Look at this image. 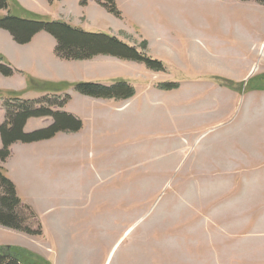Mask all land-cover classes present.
Masks as SVG:
<instances>
[{"label":"rangeland","instance_id":"obj_1","mask_svg":"<svg viewBox=\"0 0 264 264\" xmlns=\"http://www.w3.org/2000/svg\"><path fill=\"white\" fill-rule=\"evenodd\" d=\"M114 3L120 22L126 9L140 18H130L133 32L119 27L125 44L162 71L107 56L49 63L50 35L39 32L25 46L0 29V53L14 66L0 86L16 91L0 94V110L20 100L49 101L50 111L72 112L81 122L76 133L9 147L0 167L13 173L22 207L32 213L23 208L21 216L40 235L0 226V247H11L24 264H264V5ZM157 22L174 33L169 43L152 33ZM114 31L107 21L83 29ZM16 66H27L29 75L16 74ZM60 76L67 85L122 81L134 96L85 97L56 85ZM46 120L33 119L27 133L49 126Z\"/></svg>","mask_w":264,"mask_h":264},{"label":"trees","instance_id":"obj_2","mask_svg":"<svg viewBox=\"0 0 264 264\" xmlns=\"http://www.w3.org/2000/svg\"><path fill=\"white\" fill-rule=\"evenodd\" d=\"M47 1L53 3L58 0ZM239 1H254L264 5V0ZM80 4L83 6L85 1L82 0ZM98 4L111 15L119 18L114 0H98ZM0 11H7L6 16L0 17V29L5 30L16 44H28L36 34L45 32L55 41L54 56L62 61H89L98 56H107L142 63L147 69L156 72L163 69L160 62L139 54L134 48L127 46L115 37L85 33L63 22H42L41 18L36 16H28V19L20 18L9 12L8 0H0ZM13 74L14 71L10 65L0 56V76L11 77ZM63 86L64 88L65 86L72 87L76 93L93 99L128 100L134 96V89L122 81L109 86L90 83L63 84ZM165 88L172 90L177 87L176 84H167ZM65 97L68 98V96ZM62 103L61 105L58 103L57 107L62 108ZM53 105L49 101L47 106H44L41 102L21 100L14 105H4V121L0 124V164L9 157V147L15 143L32 144L47 141L57 133H76L81 129V122L74 116L50 111ZM38 118H48L51 120V124L45 128L25 133L26 122L29 119ZM23 208L15 186L4 175L3 169L0 167V226L27 235H40L39 229L33 231L25 224L20 213ZM24 209L29 212V215L32 214L28 208ZM10 250L11 247H0V264H24L18 253Z\"/></svg>","mask_w":264,"mask_h":264},{"label":"crops","instance_id":"obj_3","mask_svg":"<svg viewBox=\"0 0 264 264\" xmlns=\"http://www.w3.org/2000/svg\"><path fill=\"white\" fill-rule=\"evenodd\" d=\"M80 1L81 0H59L58 2H55L53 5H50L46 2V0H8V9H9V12H11V14L15 13L19 17L28 16V15L41 17L43 15V16H46V18H48L49 20L63 22L65 24H68L71 27L78 28L82 31L86 26L87 27H93V26L97 25L98 23H105L107 21L108 24L110 26H112L115 30L112 33V35L115 36L117 39L123 41L124 43H125V40L123 39V36H120L119 27L124 28L127 31H130V29L132 28L131 32H133L134 25L132 24L130 18L132 20L138 18L140 21V18L137 15H134L133 13L131 14L127 9H126V15H125V13H123L124 10H122L123 11L122 12L123 14L121 17L122 22H120L119 20L115 19L114 16L106 15L104 13V11L102 10V8L99 7L98 5H96L93 2V0H89L87 5L83 6V7L80 6V4H79ZM144 1L145 0H137L138 5H139L138 7L141 6V3L144 6V4H145ZM117 2L120 5V7L123 8V5L121 4L122 0H117ZM53 7H55V8L53 9ZM65 11H67V12H65ZM68 12H76L79 15L87 16V18L85 17V20H87L89 18L90 21H92V19L96 20V21H92L94 23L84 22L82 24V23L71 22L70 20L62 19L60 16L61 13H68ZM38 14H40V15H38ZM150 27L152 29V33L157 38V41L160 43H166V44L169 43L168 38L171 36V33L174 34L172 32V30L167 29V27L165 25H163L159 22L150 24ZM141 30H142L143 34L146 36V34L144 33V30L142 29V26H141ZM124 35H127V34H124ZM36 38H37V36L32 39V43L34 42V40ZM29 44H27V45H29ZM27 45H25V46H27ZM53 52H54V50H53ZM0 56H2L4 58V60L9 65L13 66L11 59L6 54L0 53ZM58 61H60V60L54 56V53H53V57L52 56L49 57V63L50 62L55 63ZM36 62L42 63L43 60L40 57H38ZM61 62H63V61H61ZM24 65H26V64H24ZM26 67L27 66H16V69L15 68H13V69L16 71V74L24 76L27 74L29 75V72L27 71ZM38 73H40V72H38ZM60 77L61 78H59V80H57L58 82L56 83V85L65 84V80H63L62 76H60ZM68 84L73 85L74 83L72 82V84L71 83H68ZM14 92H16V91L13 88L11 89V88H8L7 86H0V94L13 95ZM65 112L74 116L75 118L78 117L77 115H75L72 112H69V111H65ZM0 113H1V117L3 118L4 112L2 110H0ZM32 120L33 119H29L26 122V124L24 126V132L26 131V133H27L30 131L29 125L31 124ZM46 121L48 123V118ZM64 134H66V133H64ZM13 146H15V144ZM6 176H8V178L15 184V187L18 188V182L13 177V173L7 172Z\"/></svg>","mask_w":264,"mask_h":264}]
</instances>
